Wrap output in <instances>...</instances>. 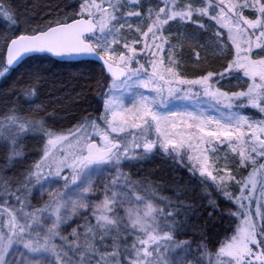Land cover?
I'll list each match as a JSON object with an SVG mask.
<instances>
[{"label":"snow or ice","instance_id":"6c2138e0","mask_svg":"<svg viewBox=\"0 0 264 264\" xmlns=\"http://www.w3.org/2000/svg\"><path fill=\"white\" fill-rule=\"evenodd\" d=\"M70 7L0 0V264H264V0ZM42 56L95 58L96 115L56 123ZM157 156L176 202L124 170Z\"/></svg>","mask_w":264,"mask_h":264},{"label":"trees","instance_id":"16d2710c","mask_svg":"<svg viewBox=\"0 0 264 264\" xmlns=\"http://www.w3.org/2000/svg\"><path fill=\"white\" fill-rule=\"evenodd\" d=\"M12 4L17 8L21 14L22 20L38 23L49 13L51 8L59 4L64 11L71 10L73 0H11ZM25 27L26 24H22ZM3 25L0 24V29ZM203 55V53H202ZM43 62H37L35 66L47 70L46 79L48 83L42 86L41 100L44 105L48 106V112H54L56 115V123L65 130L72 127L81 116L96 115L97 110L101 108L100 104V90L95 85V76L99 72V67L96 63H62L56 62L47 57H42ZM15 79V78H14ZM12 82L9 81V84ZM5 91L8 86H5ZM28 147L26 149L28 159L36 157L39 145L32 139L27 141ZM34 148V149H33ZM164 158V157H162ZM166 159V158H165ZM15 168H8L6 174L11 176V173L18 172L17 166ZM0 162V167H2ZM23 168V167H22ZM126 172H131L133 179L147 178L148 180H157L164 183L170 190H176L178 185H187L188 179H184V173H174L166 167V165H150L141 162L135 166L124 169ZM184 195L194 197L195 203L199 204L200 199L194 196L192 187L188 188ZM193 203V199L187 200ZM206 217L207 212L203 211ZM198 216H192V222H196ZM202 222V220H201ZM184 239L198 240L199 237L189 235L181 237Z\"/></svg>","mask_w":264,"mask_h":264},{"label":"flooded vegetation","instance_id":"af4514ba","mask_svg":"<svg viewBox=\"0 0 264 264\" xmlns=\"http://www.w3.org/2000/svg\"><path fill=\"white\" fill-rule=\"evenodd\" d=\"M144 163H148L150 164L151 166L152 165H166L167 168H169V170H172L174 173H184L185 171L180 168V167H175V168H172L171 167V162H166V159L165 158H162L160 156H157L156 158L152 159V160H148V161H142ZM141 163V162H140ZM139 164V163H138ZM185 175L183 176L184 179H188V176L186 173H184ZM151 181H153L155 184L159 185V188H160V192H159V195L161 196H172L173 197V202H176L175 201V196L173 195L174 193H176L177 191L176 190H170L169 188H167L165 186L164 183H161L160 181H157V180H152L150 179ZM184 195V194H183ZM185 203L186 204H189V202L187 200H185ZM190 220L192 221V216L190 217ZM181 238V237H180ZM181 239H184V238H181Z\"/></svg>","mask_w":264,"mask_h":264},{"label":"water","instance_id":"95a60500","mask_svg":"<svg viewBox=\"0 0 264 264\" xmlns=\"http://www.w3.org/2000/svg\"><path fill=\"white\" fill-rule=\"evenodd\" d=\"M47 57H49L52 60H55L57 62H62V63H77V62H80V61H92V62L96 63L95 62V58H93V57H74V58L65 59V60H60V59H58L56 57H50V56H47Z\"/></svg>","mask_w":264,"mask_h":264},{"label":"rangeland","instance_id":"374dc122","mask_svg":"<svg viewBox=\"0 0 264 264\" xmlns=\"http://www.w3.org/2000/svg\"><path fill=\"white\" fill-rule=\"evenodd\" d=\"M22 24H23V23H22ZM22 24H21V28L23 29L25 26H24V25H22ZM246 114H249V115H251V111H249V112H248V113H246ZM256 118L258 119V118H260V117H259V116H257ZM26 143H27V142H26ZM33 149H34V148H33ZM29 160H31V158H30ZM22 167H23V166L19 164V165L17 166V171H22ZM12 174H13V173H11V175H12ZM8 175H9V174H8ZM9 176H10V175H9Z\"/></svg>","mask_w":264,"mask_h":264}]
</instances>
